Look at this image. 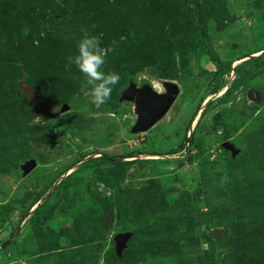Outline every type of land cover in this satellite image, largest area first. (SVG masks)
Listing matches in <instances>:
<instances>
[{"label":"rangeland","instance_id":"374dc122","mask_svg":"<svg viewBox=\"0 0 264 264\" xmlns=\"http://www.w3.org/2000/svg\"><path fill=\"white\" fill-rule=\"evenodd\" d=\"M85 32L121 77L99 107L66 66ZM166 81L132 132L121 94ZM32 92L68 109L46 119ZM0 264H264V0H0Z\"/></svg>","mask_w":264,"mask_h":264},{"label":"water","instance_id":"95a60500","mask_svg":"<svg viewBox=\"0 0 264 264\" xmlns=\"http://www.w3.org/2000/svg\"><path fill=\"white\" fill-rule=\"evenodd\" d=\"M161 86L164 92L155 91L152 86L142 85L136 87L130 84L125 92L121 94V100H128L134 103V113L136 120L132 126V132H144L151 128L157 121H159L168 111L174 100L178 95V87L175 83L166 81L162 82ZM247 96L251 99L258 100V93L248 91ZM30 103L35 107H42L45 112V118L50 119L55 117L68 109L66 104L53 107L47 101H34L33 93L30 94ZM224 147H229L227 143ZM35 163L29 159L24 162L20 169L23 175H26L34 167ZM131 233L120 232L114 237V250L117 256H120L122 249L125 247Z\"/></svg>","mask_w":264,"mask_h":264},{"label":"clouds","instance_id":"9594fccd","mask_svg":"<svg viewBox=\"0 0 264 264\" xmlns=\"http://www.w3.org/2000/svg\"><path fill=\"white\" fill-rule=\"evenodd\" d=\"M74 48V52L65 57L66 66L74 67L81 74L78 79L79 88L91 105L99 107L110 98L113 86L121 78L120 74L103 70L106 52L101 46L100 34L85 32L76 41Z\"/></svg>","mask_w":264,"mask_h":264},{"label":"trees","instance_id":"16d2710c","mask_svg":"<svg viewBox=\"0 0 264 264\" xmlns=\"http://www.w3.org/2000/svg\"><path fill=\"white\" fill-rule=\"evenodd\" d=\"M13 63H14V65H16L17 67L20 68L22 77L23 76L25 77L26 72L24 71L23 64L18 60H16ZM19 85H20V87L23 86L21 81L19 82ZM29 101H30V98H29ZM39 101H46V100H39ZM47 102H49V101H47ZM31 106L34 108H37L39 110L43 109L42 107H35L33 105H31ZM100 182L112 190L117 189V183L112 178L108 177L105 172H100ZM112 203H115L117 208H118V228L120 229V231H123L124 230L123 226L125 223V218H126V213H127V194H126V192L122 189H117V195L114 196L113 199H111V198L109 199L108 205L111 206Z\"/></svg>","mask_w":264,"mask_h":264},{"label":"bare ground","instance_id":"6f19581e","mask_svg":"<svg viewBox=\"0 0 264 264\" xmlns=\"http://www.w3.org/2000/svg\"><path fill=\"white\" fill-rule=\"evenodd\" d=\"M156 84H157V83H156ZM152 88H153L155 91L159 92V93L162 92V87L160 86V84L153 85ZM219 95H220V94H219ZM35 205H36V204H35Z\"/></svg>","mask_w":264,"mask_h":264}]
</instances>
